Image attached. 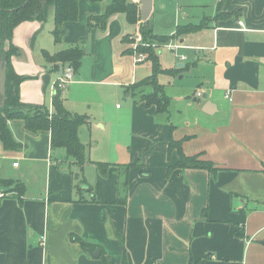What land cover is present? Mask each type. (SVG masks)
Masks as SVG:
<instances>
[{"label":"crops","instance_id":"crops-1","mask_svg":"<svg viewBox=\"0 0 264 264\" xmlns=\"http://www.w3.org/2000/svg\"><path fill=\"white\" fill-rule=\"evenodd\" d=\"M111 1L78 0L77 18L62 23L57 43L51 8L44 21L12 30V67L26 77L20 101L51 112L59 91L65 109L87 117L78 127L85 183L77 187L78 167L64 149H51L48 131L8 121L20 147L5 150L0 142V178L21 181L25 191L21 201L13 193L0 198V264H264V0H199L197 13L175 18V30L200 28L167 42L173 65H161L163 45L156 50L161 67L174 69L157 77L169 97L165 110L145 105L152 86L133 85L151 65L141 68L149 61L126 51L140 40L141 23L154 32V0L146 23L139 0H130L138 4L136 23L123 12L103 28L88 22ZM219 3L232 14L217 18ZM72 46L83 50L79 66L53 91L64 64L47 62L43 52ZM178 76L185 81L176 83ZM168 138L181 141L184 155L212 162L215 172L168 171L178 159ZM95 162L110 163L105 175Z\"/></svg>","mask_w":264,"mask_h":264},{"label":"trees","instance_id":"trees-1","mask_svg":"<svg viewBox=\"0 0 264 264\" xmlns=\"http://www.w3.org/2000/svg\"><path fill=\"white\" fill-rule=\"evenodd\" d=\"M77 3L78 0H0V41L7 67L5 103L0 108V142L5 150H16L20 147V143L14 140L7 124L8 121L20 120L23 122L25 130L30 133L36 134L48 131L50 133L51 149H64L67 156L73 159L74 164L82 172L86 157L85 146L78 137V127L87 121V117L65 109L59 91L53 96V111L51 112L43 105L28 104L20 101L19 85L26 77L17 74L10 63V56L15 54L17 50L11 43L12 30L18 23L32 20L44 21L48 16V10L51 8L54 21L52 30L53 41L55 43L60 42L63 34L62 23L77 18ZM219 6L220 3L217 8V18L227 17L232 14L220 12ZM138 11V4L135 2L130 0H112L105 5L100 15L90 17L88 22L94 21L97 26L103 28L111 14L123 12L130 23H136L139 20ZM199 28L200 26H177L174 34L159 35L152 31L149 21L147 26L141 23L139 27L140 40L134 43V48L126 51L132 54H143L145 56L144 59L151 63L150 74L133 85L136 87L144 84L152 86V92L142 96L145 105H155L157 110H165L169 103V97L164 94L162 85L157 81V75L160 73L172 74L174 69L161 67L156 51L157 48L161 45H166L167 42L181 33L193 32ZM6 43L8 44L6 45ZM82 54L83 50L77 46H72L53 54L43 52L47 62L70 64L73 70L79 66ZM168 140L169 149L175 148L178 151V159L173 166L167 168L168 171L171 168L178 167L182 169L201 168L212 173L215 172L216 168L212 162L199 159L200 154L186 156L181 151V141H174L169 138ZM109 165L110 163L108 162H95V166L101 175L106 174ZM129 166L128 164L124 165L125 168ZM77 175L75 174V178ZM84 183L85 180L81 175L77 187H79V184ZM0 186L8 187V191L2 193L0 198L13 193L14 197L21 201L25 191V186L21 181L0 178ZM88 188V191H91V187L89 186ZM93 200L95 199L93 198ZM76 241L83 247L89 246L88 243L80 238H77ZM121 264H126L125 259L121 261Z\"/></svg>","mask_w":264,"mask_h":264},{"label":"rangeland","instance_id":"rangeland-1","mask_svg":"<svg viewBox=\"0 0 264 264\" xmlns=\"http://www.w3.org/2000/svg\"><path fill=\"white\" fill-rule=\"evenodd\" d=\"M198 2H199V0H154L153 12L151 15V20H150V22L153 26L154 32H156L157 34H170V32H172L173 30L175 31V18L177 20L181 19V13L182 12L196 11L197 6H198ZM196 13H197V11H196ZM48 21L49 20H46V22L43 24V26H44L43 34L50 31ZM46 35H47V38H50V34H46ZM128 39L129 38L126 37V40H128ZM134 47H135V44L133 43L132 48H134ZM159 51H160L159 59H160L162 66H165V65L170 66V65L174 64V56L175 55L173 54V52L171 50H169L167 48V45H163L159 49ZM133 54H135L136 56L139 55V53H133ZM35 57L38 58L37 55H35ZM144 58H145V56L143 57V59ZM10 63H11V61H10ZM148 63H150V62H145V63L141 64L142 65L141 68L146 67V65ZM11 65H12V63H11ZM150 65H151V63H150ZM175 65H177L176 62H175ZM160 74H158L157 77H160ZM179 76L175 79V82L176 83L184 82L186 78H184L183 80H177L179 78ZM48 88H49V86H48ZM132 88L133 87H130V89H132ZM166 88L168 89V87H166ZM193 88L196 89V87H193ZM168 91H170V89H168ZM47 98H48V96L46 97V95H45V103L48 107L49 104H48ZM112 103L118 104V106H121L122 100L121 99H114ZM20 124H21V122H20ZM88 173L89 172H87V174ZM75 174H78L76 176V180L78 181L82 175V172H80L79 169H76Z\"/></svg>","mask_w":264,"mask_h":264},{"label":"water","instance_id":"water-1","mask_svg":"<svg viewBox=\"0 0 264 264\" xmlns=\"http://www.w3.org/2000/svg\"><path fill=\"white\" fill-rule=\"evenodd\" d=\"M141 3V18L146 23L147 17L151 10L152 0H139ZM6 61L0 58V108L3 107L6 97ZM204 96V95H203ZM8 191V187L0 186V193ZM99 249H95L94 252H89L92 257L99 255Z\"/></svg>","mask_w":264,"mask_h":264},{"label":"built area","instance_id":"built-area-1","mask_svg":"<svg viewBox=\"0 0 264 264\" xmlns=\"http://www.w3.org/2000/svg\"><path fill=\"white\" fill-rule=\"evenodd\" d=\"M238 24H239L240 29H242V30H245L246 29L245 26H244V24L241 21H238ZM166 45L170 49H173L174 48L173 45H171L169 43L166 44ZM143 57H144L143 54H139V55H137V57L135 58V60L136 61L142 60ZM73 71H74L73 70V67L70 64H65L63 66L62 74L54 82V85L52 87L53 91H57L58 89L64 88L68 84V82L71 81L72 76H73ZM197 95L200 96V93H197ZM17 164H18L17 162H13L12 163V165L15 166V167L17 166ZM1 195H2V193H0V196Z\"/></svg>","mask_w":264,"mask_h":264},{"label":"flooded vegetation","instance_id":"flooded-vegetation-1","mask_svg":"<svg viewBox=\"0 0 264 264\" xmlns=\"http://www.w3.org/2000/svg\"><path fill=\"white\" fill-rule=\"evenodd\" d=\"M3 52H4V51H2L1 41H0V58H1L2 60H4Z\"/></svg>","mask_w":264,"mask_h":264}]
</instances>
